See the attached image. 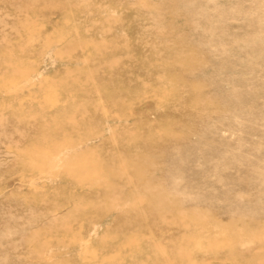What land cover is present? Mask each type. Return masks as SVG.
I'll return each instance as SVG.
<instances>
[{
  "label": "rangeland",
  "instance_id": "obj_1",
  "mask_svg": "<svg viewBox=\"0 0 264 264\" xmlns=\"http://www.w3.org/2000/svg\"><path fill=\"white\" fill-rule=\"evenodd\" d=\"M0 264H264V0H0Z\"/></svg>",
  "mask_w": 264,
  "mask_h": 264
}]
</instances>
